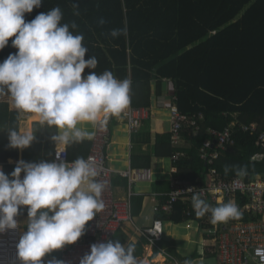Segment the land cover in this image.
Returning <instances> with one entry per match:
<instances>
[{"label":"trees","instance_id":"trees-1","mask_svg":"<svg viewBox=\"0 0 264 264\" xmlns=\"http://www.w3.org/2000/svg\"><path fill=\"white\" fill-rule=\"evenodd\" d=\"M57 6L63 12L62 23L74 21L78 27L70 30L84 36L85 59L95 56L98 60L97 67L85 68L82 76L110 70L117 79H130L131 103L142 107L151 104L152 79H157L158 94L163 79H172L180 110L204 114L198 136L191 130L185 133L192 146L186 157L176 161L181 178L188 182L204 179L211 167L224 178L239 176L236 169L245 167L252 177L264 174V157L254 160L264 155V142L259 140L264 131V0H43L40 7L25 13V20ZM124 28L126 35L111 36L113 29ZM14 38L0 50V62L18 52L11 43ZM218 49L221 53H215ZM218 65L222 70L226 65L233 69L224 74L211 67ZM32 120L39 117L31 113ZM231 123L237 125L234 143L214 164H208L200 158L199 149L211 138L209 130H223ZM240 124L256 125L258 130L243 131ZM0 126L7 130L0 140V163L10 175L21 159L19 148L9 146L8 130L20 128V112L8 95L0 97ZM33 126L35 139L22 149V160L39 163L45 160L41 153L55 147L52 136L58 130L40 122ZM170 138L171 125L169 134H158V142L171 145ZM75 144L67 146L71 160L70 148ZM86 144L90 150L92 142ZM52 152L54 157L55 148ZM173 153L172 149L166 155ZM27 207L22 206L21 215H28ZM168 218L176 223L186 220L180 206Z\"/></svg>","mask_w":264,"mask_h":264},{"label":"clouds","instance_id":"clouds-1","mask_svg":"<svg viewBox=\"0 0 264 264\" xmlns=\"http://www.w3.org/2000/svg\"><path fill=\"white\" fill-rule=\"evenodd\" d=\"M42 2L0 0V50L12 37V46L18 49L0 62V97L10 96L18 112L35 114L41 124L56 128L52 140L57 145L91 141L95 132L81 125L102 128L110 117L125 114L131 104L132 81L117 79L110 70L82 76L85 68L95 69L98 60L95 56L85 59L88 48L84 36L70 30L78 27L74 21L71 25L62 23L60 7L25 20V13ZM73 8L78 9V5L73 4ZM74 14L79 15L78 11ZM122 34H127L126 28L111 31L112 37ZM8 131L13 148L24 149L35 139L31 131ZM61 156L57 151L56 159L50 162L20 160L10 175L0 170V233L15 229L22 206H28V230L17 244L22 264H43L46 254L77 242L88 222L105 208L102 193L106 185L97 179L102 166L92 156L71 162ZM228 171L226 166L225 174ZM236 173L244 176L247 169L237 168ZM192 206L197 217L210 214L212 224L239 220L243 215L232 201L213 207L201 193L192 196ZM135 250L134 243L125 245L119 240L93 243L80 264H140ZM256 255L264 264V249L257 248ZM48 264L64 261L51 260ZM184 264L193 261L186 259Z\"/></svg>","mask_w":264,"mask_h":264},{"label":"built area","instance_id":"built-area-1","mask_svg":"<svg viewBox=\"0 0 264 264\" xmlns=\"http://www.w3.org/2000/svg\"><path fill=\"white\" fill-rule=\"evenodd\" d=\"M146 115V109L134 107L131 104L125 113L128 125L132 130L140 127ZM170 120L171 141L175 147H178L189 130L192 131L193 136H198L201 129L200 122L204 120V114L199 113L196 116L182 112L178 106V96L173 95L170 105ZM236 126L235 123H231L223 130L210 129L211 138H207L201 145L200 158L210 165L214 164L220 155L234 143L233 135ZM238 127L243 131L256 132L258 130L256 125L240 124ZM108 136V126L97 127L92 151L85 158L92 156L102 166L101 175L97 179L106 185L102 193L105 208L93 218L89 234L83 241L62 249L60 258L64 264H80V259L86 253H90L93 243H107L124 223L133 222L130 204L123 205L114 197L113 170L107 165V156L104 152ZM259 140L264 142V131L259 133ZM57 151L62 154L60 159L74 161L70 159L68 150L65 148L54 152V160ZM181 156V152H175L173 157L178 159ZM130 172L122 171L121 174L130 177ZM135 172L138 179L151 177L149 169L135 170ZM173 182L175 186L166 194V200L155 206V211L170 214L174 204L183 198V201L188 204L186 211L190 215L195 212L192 206V196L196 193H201L202 198L213 207L218 206L219 203L232 201L243 213L241 219L212 224L210 214L203 217V221L211 225L209 234L215 235L212 240L210 239L209 251L214 249L218 254V264H261L259 256L256 255V249H264V174L252 177L247 173L244 176L224 178L218 175L216 168L211 167L204 179L197 178L195 182H187L179 177H174ZM16 219L18 226L15 229H7L0 233V264L19 263L17 244L21 238V211ZM142 231V235L148 238L151 247L154 248L159 241L163 240V220L156 218L151 227ZM163 252L166 256L161 264H180L170 254L164 250Z\"/></svg>","mask_w":264,"mask_h":264},{"label":"crops","instance_id":"crops-1","mask_svg":"<svg viewBox=\"0 0 264 264\" xmlns=\"http://www.w3.org/2000/svg\"><path fill=\"white\" fill-rule=\"evenodd\" d=\"M211 34L213 35L215 32ZM215 53H221V50L218 49ZM215 59L216 57L213 58V60ZM229 62L232 61L230 60ZM228 65L223 67V70L219 67V65L211 67H213V69L220 70V73L228 74L233 69L228 68ZM227 78L230 79L229 75ZM151 87L150 106H134L131 103L134 107H142L147 110V115L142 120L138 129L132 130L129 127L125 114H122L120 117H110L107 124L109 128V136L107 144L104 147V152L107 156V165L113 170L112 185L114 197L123 205L130 204L129 208L131 210V215L133 216V222L124 223L116 230L114 235L108 241L115 242L119 240L125 245L127 243H134L136 246L135 255L140 261V264H161L166 256L163 250L170 254V256L177 260L180 264H184V261L179 257V252L176 250V245L171 243L172 241L169 240L168 242H165L163 236V240L159 241L157 245L152 248L148 238L142 235V230L151 227L156 218L163 220V225L165 222H174L168 217L175 215L178 211V207L180 206L182 213L186 217L184 222H187L190 219H196L199 222L200 235L205 237L204 245L207 248L206 253L209 255H216V263L218 264V254L215 250L211 249L210 253H208L210 239L212 240V238L215 237L214 234H209L211 233L209 231V227L211 225L203 221V217H197L195 212L189 215L186 211L188 204L183 201V198L174 204L173 211L170 214L154 210L156 205H159L166 200V194L169 193L175 186L173 184L174 177H179L183 181H186L177 174L178 168L175 164L177 160L187 156V150L191 148L192 144L189 137L186 135L185 138L182 139L181 145L178 147H175L172 144L171 138V145L166 144L163 141L160 143L158 142V134H169L170 131V105L172 104V96L176 95L175 84L172 79H163L160 94L156 91L157 79L151 80ZM30 115L31 113H20L19 130L31 131L35 135V131L37 130L33 124L35 122H39V120L29 121ZM81 127L85 130L94 131L96 135L97 127L93 128V126L88 123L81 125ZM6 131L5 127L0 126V140L6 134ZM93 140H85L82 143H76L73 148H70V155L74 158L73 160L77 157L86 158L92 151L94 144ZM88 142H92L90 150L87 148V146L89 147V144H86ZM54 148L56 151L60 148L67 149L68 147L56 144ZM54 148L51 146L46 152L41 153L40 151L41 154L45 155L43 156L45 157L44 161L50 162L54 160L52 152ZM172 149L174 150V153L181 152L182 156L175 159L173 157L174 153L166 155L170 152L172 153ZM19 153L20 159L22 160V149H19ZM36 155L39 156L38 153ZM263 157L264 156L257 155L254 160L259 161ZM3 167L4 164L0 163V170H3ZM144 169L150 170L151 177L149 179L136 178L135 170ZM122 171H131V176H123L121 174ZM22 175H24L23 172L21 173V176ZM27 219L28 215H21V220H24V227L21 225V236L28 230ZM88 234L89 228L86 227V233L82 235L77 242L67 244L64 247L83 241ZM62 249L53 250L51 253L46 254L45 257L42 258L43 264H48L51 260H61L60 256ZM158 256H162L163 260L157 261ZM193 256L195 257V255ZM18 264H22L20 258Z\"/></svg>","mask_w":264,"mask_h":264},{"label":"rangeland","instance_id":"rangeland-1","mask_svg":"<svg viewBox=\"0 0 264 264\" xmlns=\"http://www.w3.org/2000/svg\"><path fill=\"white\" fill-rule=\"evenodd\" d=\"M21 225L24 227V220H21ZM204 238L203 235H200V225L196 219H190L183 223L165 222L164 224L165 242L170 240L172 244L176 245L181 260L190 259L193 264H217L216 255L206 253Z\"/></svg>","mask_w":264,"mask_h":264},{"label":"bare ground","instance_id":"bare-ground-1","mask_svg":"<svg viewBox=\"0 0 264 264\" xmlns=\"http://www.w3.org/2000/svg\"><path fill=\"white\" fill-rule=\"evenodd\" d=\"M160 260H163V257H162V256H158L157 261H160ZM148 264H149V263H148Z\"/></svg>","mask_w":264,"mask_h":264}]
</instances>
